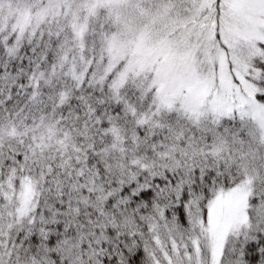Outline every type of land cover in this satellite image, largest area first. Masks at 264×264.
Returning <instances> with one entry per match:
<instances>
[{
  "label": "snow or ice",
  "instance_id": "snow-or-ice-1",
  "mask_svg": "<svg viewBox=\"0 0 264 264\" xmlns=\"http://www.w3.org/2000/svg\"><path fill=\"white\" fill-rule=\"evenodd\" d=\"M0 264H264V0H0Z\"/></svg>",
  "mask_w": 264,
  "mask_h": 264
}]
</instances>
